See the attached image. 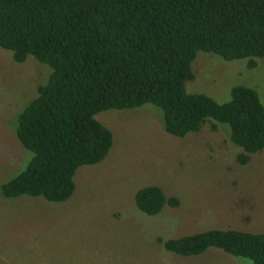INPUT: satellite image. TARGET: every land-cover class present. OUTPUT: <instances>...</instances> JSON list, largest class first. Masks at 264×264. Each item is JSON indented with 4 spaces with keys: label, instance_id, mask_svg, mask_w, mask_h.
Returning <instances> with one entry per match:
<instances>
[{
    "label": "trees",
    "instance_id": "trees-1",
    "mask_svg": "<svg viewBox=\"0 0 264 264\" xmlns=\"http://www.w3.org/2000/svg\"><path fill=\"white\" fill-rule=\"evenodd\" d=\"M0 48L16 63L33 57L51 69L17 118V139L32 156L1 186L8 200L69 201L78 169L100 164L113 147L112 132L96 119L110 110L151 104L177 138L225 125L243 151L241 165L264 149L257 91L234 87L230 102L221 104L186 90L200 52L247 60L252 70L264 59V0H0ZM135 201L148 216L180 204L158 186L142 188ZM158 241L179 256L216 248L264 264V234L211 230Z\"/></svg>",
    "mask_w": 264,
    "mask_h": 264
},
{
    "label": "rangeland",
    "instance_id": "rangeland-1",
    "mask_svg": "<svg viewBox=\"0 0 264 264\" xmlns=\"http://www.w3.org/2000/svg\"><path fill=\"white\" fill-rule=\"evenodd\" d=\"M247 64L200 52L186 90L225 104L234 87L245 86L264 105V59L253 70ZM50 73L33 57L19 64L0 48V191L31 160L16 136L17 118ZM96 119L112 132L113 147L100 164L78 169L69 201L8 200L0 193V264H253L216 248L179 256L158 240L211 230L264 234V149L241 165L243 151L230 141L227 126L214 133L207 125L177 138L151 104ZM147 186L160 187L179 206H165L156 216L141 212L135 198Z\"/></svg>",
    "mask_w": 264,
    "mask_h": 264
}]
</instances>
